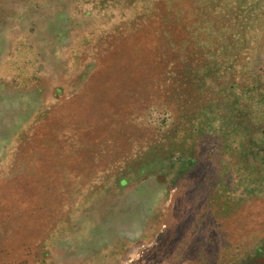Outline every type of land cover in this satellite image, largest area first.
<instances>
[{
	"label": "rangeland",
	"instance_id": "obj_1",
	"mask_svg": "<svg viewBox=\"0 0 264 264\" xmlns=\"http://www.w3.org/2000/svg\"><path fill=\"white\" fill-rule=\"evenodd\" d=\"M0 264H264V0H0Z\"/></svg>",
	"mask_w": 264,
	"mask_h": 264
}]
</instances>
